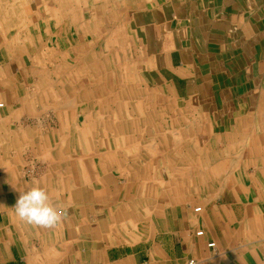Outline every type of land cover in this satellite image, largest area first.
Returning <instances> with one entry per match:
<instances>
[{"label":"crops","instance_id":"crops-1","mask_svg":"<svg viewBox=\"0 0 264 264\" xmlns=\"http://www.w3.org/2000/svg\"><path fill=\"white\" fill-rule=\"evenodd\" d=\"M0 104V264H264V0H0Z\"/></svg>","mask_w":264,"mask_h":264},{"label":"clouds","instance_id":"clouds-1","mask_svg":"<svg viewBox=\"0 0 264 264\" xmlns=\"http://www.w3.org/2000/svg\"><path fill=\"white\" fill-rule=\"evenodd\" d=\"M15 214L20 221L43 229L54 228L62 219V213L50 202L48 191L39 184L20 191Z\"/></svg>","mask_w":264,"mask_h":264},{"label":"built area","instance_id":"built-area-1","mask_svg":"<svg viewBox=\"0 0 264 264\" xmlns=\"http://www.w3.org/2000/svg\"><path fill=\"white\" fill-rule=\"evenodd\" d=\"M0 105H2V104H0ZM196 210H200V208H197ZM198 234L203 235V231L198 232ZM215 246H216L215 242L209 243V247H213L214 248ZM193 263H194V261H191V264H193Z\"/></svg>","mask_w":264,"mask_h":264},{"label":"bare ground","instance_id":"bare-ground-1","mask_svg":"<svg viewBox=\"0 0 264 264\" xmlns=\"http://www.w3.org/2000/svg\"><path fill=\"white\" fill-rule=\"evenodd\" d=\"M116 1H117V0H116ZM149 5H150V3H149ZM152 7H153V6H152ZM151 10H152V9H151ZM142 13H143V12H142ZM145 15H146V13H145ZM145 15H144V16H145ZM144 20L146 21V19H144ZM122 27H123V26H122ZM168 43H169V42H168ZM168 43H167V44H168ZM169 45H170V43H169ZM166 46H167V45H166ZM73 68H74V67H73ZM76 69H77V68H76ZM135 71H136V70H135ZM36 74H37V73H36ZM75 74H76V73H75ZM74 100H75V98H74ZM67 101H68V99H67ZM69 103H70V102H69ZM0 106H1V105H0ZM127 111H128V110H127ZM127 111H126V112H127ZM22 121H23V120H22ZM27 146H28V145H27ZM52 255H53V254H52ZM193 261H194V260H193ZM190 263H191V262H190Z\"/></svg>","mask_w":264,"mask_h":264},{"label":"rangeland","instance_id":"rangeland-1","mask_svg":"<svg viewBox=\"0 0 264 264\" xmlns=\"http://www.w3.org/2000/svg\"><path fill=\"white\" fill-rule=\"evenodd\" d=\"M128 66V65H127ZM129 67L131 68L132 66L131 65H129Z\"/></svg>","mask_w":264,"mask_h":264}]
</instances>
